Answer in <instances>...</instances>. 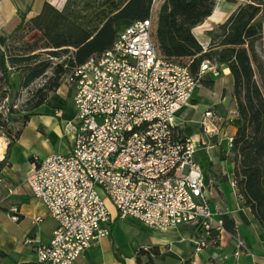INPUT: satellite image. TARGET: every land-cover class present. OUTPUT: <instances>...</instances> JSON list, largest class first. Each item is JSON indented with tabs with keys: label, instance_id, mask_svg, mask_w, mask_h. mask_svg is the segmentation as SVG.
<instances>
[{
	"label": "built area",
	"instance_id": "2783aa9c",
	"mask_svg": "<svg viewBox=\"0 0 264 264\" xmlns=\"http://www.w3.org/2000/svg\"><path fill=\"white\" fill-rule=\"evenodd\" d=\"M209 73L219 75L210 59L195 75L189 65L163 58L151 15L123 28L110 48L69 75L75 107L65 127L70 151L45 157L28 178L57 226L37 248V260L26 264H74L110 235L108 200L119 218L151 228L198 224L202 236H210L214 216L197 145L175 123ZM11 217L19 219L16 209ZM244 247L239 238L235 255Z\"/></svg>",
	"mask_w": 264,
	"mask_h": 264
},
{
	"label": "trees",
	"instance_id": "16d2710c",
	"mask_svg": "<svg viewBox=\"0 0 264 264\" xmlns=\"http://www.w3.org/2000/svg\"><path fill=\"white\" fill-rule=\"evenodd\" d=\"M155 2L67 0L62 9L45 2L31 18L21 13L15 27L0 36V136L15 143L31 116L57 93L64 76L110 48L123 28L152 15V39L163 58L189 65L195 75L204 59L230 69L241 119L231 145L233 181L242 206L264 231V0L241 4L209 31L207 49L194 28L213 13L216 0H161L153 19ZM13 90L26 92L21 108L4 102ZM222 220L225 230L237 233L232 217L223 215ZM219 234L212 228L210 239L219 243ZM150 253L140 249L139 264L141 255H148L145 264H153ZM0 256L7 254L0 250Z\"/></svg>",
	"mask_w": 264,
	"mask_h": 264
},
{
	"label": "crops",
	"instance_id": "0c3cea01",
	"mask_svg": "<svg viewBox=\"0 0 264 264\" xmlns=\"http://www.w3.org/2000/svg\"><path fill=\"white\" fill-rule=\"evenodd\" d=\"M66 1L0 0V36L15 27L21 13H25L27 18H31L41 12L45 2H50L62 9ZM226 1L233 7L228 8L216 4L213 13L202 24L194 28V34L205 49L212 42L208 32L226 21L241 4L249 0ZM222 73L225 77L230 78V87L228 84L220 86L221 91L224 88L227 89V94L223 95L219 102L213 100L214 106L205 110V112L209 110L213 113L219 112L221 115L220 109H214L216 104L222 103V108H225L226 104L230 106L232 103L233 116L223 117L224 119L220 117L221 123L225 124H223L222 133L215 134V136L219 135L218 137L222 136L218 144L233 138L241 124L236 102L232 95L233 77L230 74V69L222 67L217 76ZM217 82L216 79L213 90L219 89ZM193 100L194 98L191 101ZM49 103L46 102L39 107L37 113L31 116L21 137L15 143L10 144L7 137L0 136V250L7 254L6 257L0 256V264L34 263L37 260V248L49 243L57 226L45 205L32 193L28 181L30 173L42 159L54 153H67L71 148V142L67 140L68 147H66L63 140L67 139L65 136L66 124L74 118V104L70 106L65 102L62 105L54 102L55 104L51 106ZM204 119L205 114L201 120L202 125ZM175 123L181 136L190 137L185 134L184 128L177 122V119ZM204 132L203 134L200 132L199 140H194L197 145L195 158L199 163L197 158L199 150L206 149L208 152L217 146L211 144L208 147L200 146L208 144ZM226 135L228 137H225ZM229 145L231 147L230 141ZM212 158L211 156L207 165L208 172L200 164L207 181L206 195L214 216L213 228L220 232L219 243L209 242L206 245V239L210 241L213 239H210V236L208 238L202 236L198 224H185L197 227L199 236L195 237L187 231L179 232L178 227L181 225L151 228L142 223L147 229L143 238L137 242L131 241L126 248L125 244L120 243L117 239L115 225L119 219L118 214L115 216L112 214L109 224L110 235L93 243L74 264H139L140 249L151 252L153 264H253V262L264 264V231L251 210L242 206L233 181L234 162L229 161L227 166L220 165L216 161L211 163ZM226 177L227 179H224ZM214 186L217 188V192L212 196ZM15 209L19 216L18 220L11 217ZM223 215H228L235 220L236 234L223 228ZM36 217H41L42 221L35 222L34 218ZM239 238L243 239L245 247L242 253L237 256L235 249ZM140 258L142 264H145L148 255H141Z\"/></svg>",
	"mask_w": 264,
	"mask_h": 264
},
{
	"label": "rangeland",
	"instance_id": "374dc122",
	"mask_svg": "<svg viewBox=\"0 0 264 264\" xmlns=\"http://www.w3.org/2000/svg\"><path fill=\"white\" fill-rule=\"evenodd\" d=\"M160 1L161 0H156L155 2V7L153 10V19L157 15V10H158ZM216 4L220 6L222 5L224 7L227 6L228 8L233 7V5L231 3H227L226 0H216ZM221 68L222 67L219 68V72L221 71ZM68 77H69L68 75L64 76L61 87L59 88L60 93H59V90L55 94L51 93L50 98L47 101V102H50L49 105L53 106L55 104L54 102H56V104L61 103V105L63 104V102H65L66 104L70 106L74 104L73 102L74 90L72 87V83ZM216 79L218 80L217 87L219 89L213 90L215 88L214 83ZM211 82H213V84L209 85ZM227 84H228V87H230V78L225 77L223 73L220 74V76H216L214 75V73L207 74L205 76V81L202 84V86L198 88L196 92L194 93L193 98L195 101L194 100L190 101V103L186 105L185 108H183L181 111H179L176 114L177 122L181 125V127L184 128L185 134L190 136L193 140L195 141L199 140L200 132L201 134H203L205 130L204 137L206 138V141L208 144L206 145L201 144L200 145L201 147H208L209 144L217 145L216 147H213L214 149H211L208 152L206 151V149H202V150H199L197 153V158L199 159L200 163L207 169V172L209 171V168L207 167V165L210 162L211 156L213 157L211 163L216 161L220 165L224 164L227 166V163L229 161L233 162V152L229 145L228 139L227 141L225 140L223 143L218 144L222 136L221 137H218L219 135L215 136V134H218V132L222 133L221 132L223 129L222 127H223V124H225V123L223 124L221 123L222 121L220 120V117L227 118L228 116H233V113L231 110L232 103L230 106L229 104H226V107L225 108L223 107L224 109L222 108V105H221L222 103L221 104L217 103L218 105L216 104L214 109H217V110L220 109L221 115L219 114V112L214 111L215 113L212 112V116H209L207 120L204 119L206 123L209 125L208 128L202 125V121H201L203 118V115L205 114V110L208 108H212L214 106L213 100L215 102H219V99H221L223 95L227 94L226 88H224L222 91L220 90L221 85L227 86ZM26 96L27 95L25 91L18 92L16 90H13L11 96L8 99H5L4 102L6 104H13L14 109H18L24 106ZM226 109H228L229 111H227ZM224 113L226 114L224 115ZM201 125L204 129L203 132L201 130ZM206 130H209V131H206ZM65 136H67V139L64 137L65 139L63 140V142H64V145L68 147V141L70 142L72 141V135L71 133H67ZM225 137H228V135H226ZM224 179H227V177ZM212 190H214L212 193V196H213L214 193L217 192V188L214 186ZM107 203H108L110 211L115 216L117 214V210L115 206L109 200ZM115 230L117 233L118 241L120 243H124L127 248L128 243H130L131 241L137 242L141 240L144 236L143 234L145 230L147 229L138 220H134L128 217L125 219H121V218L117 219ZM178 231L179 232L187 231L190 235H194L195 237L199 236L197 227L193 225H181L178 227ZM205 241H206V245H208L209 242L214 243V239L213 241L212 240L210 241L209 239H206Z\"/></svg>",
	"mask_w": 264,
	"mask_h": 264
}]
</instances>
